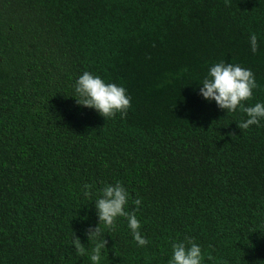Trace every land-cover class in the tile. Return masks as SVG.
Listing matches in <instances>:
<instances>
[{
	"label": "trees",
	"instance_id": "obj_1",
	"mask_svg": "<svg viewBox=\"0 0 264 264\" xmlns=\"http://www.w3.org/2000/svg\"><path fill=\"white\" fill-rule=\"evenodd\" d=\"M221 60L251 69L245 105L264 102V0H0V264H90L71 240L95 245L115 181L148 243L99 224L100 264H167L185 237L202 264H264V121L239 129L242 110L197 94ZM83 71L125 88L123 117L76 104Z\"/></svg>",
	"mask_w": 264,
	"mask_h": 264
},
{
	"label": "clouds",
	"instance_id": "obj_2",
	"mask_svg": "<svg viewBox=\"0 0 264 264\" xmlns=\"http://www.w3.org/2000/svg\"><path fill=\"white\" fill-rule=\"evenodd\" d=\"M250 51H257V35L248 36ZM197 94L206 102H213L217 108L224 112L242 110L245 114L239 122V129H248L249 126H259L264 121V102L257 101L252 105H245V101L252 96V90L257 87L251 69L240 64L224 60L212 63L198 85ZM73 97L76 104L94 110L104 118H111L116 114L124 116L130 104V98L122 85L106 82L99 75L83 71L72 85ZM82 195L89 198L93 195L90 185L85 184ZM129 202V193L120 181L104 184L97 190L93 208L97 218L95 227L86 232L87 240L96 241L95 245L86 250L79 238H72L71 244L80 255H87L90 264H100L101 250L105 248L106 241L98 239L99 224L105 228H112L118 217L126 219L127 228L138 247L148 243L139 231L140 222L136 217V208L126 211ZM140 199L132 201L139 206ZM203 255L201 247L191 237L175 240L171 243V256L167 264H202Z\"/></svg>",
	"mask_w": 264,
	"mask_h": 264
}]
</instances>
